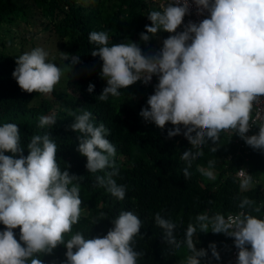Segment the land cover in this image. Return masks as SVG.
<instances>
[{
	"label": "clouds",
	"instance_id": "1",
	"mask_svg": "<svg viewBox=\"0 0 264 264\" xmlns=\"http://www.w3.org/2000/svg\"><path fill=\"white\" fill-rule=\"evenodd\" d=\"M193 2L198 14L207 11L209 17L184 24V17L190 14L189 0H172L161 5L160 11L147 15L151 25H145L140 40L148 42L160 31L172 34L154 54L145 55L135 42L109 46V36L104 31L89 34V42L97 45L91 55L102 60L100 75L107 85L99 100L107 101L109 95L119 97L121 89L138 81L147 86L155 75L158 83L147 100L149 107L142 108L139 115L161 129L171 123L174 127L168 130L167 138L183 135L188 140L191 148L180 157L188 167L203 155L202 147L209 141L216 145L224 131L238 135L254 150H264V124L254 126L259 127L257 133L246 135L251 130L253 103L264 97V0ZM182 25L183 31L177 32ZM61 53L62 59L71 61L70 66L80 62L78 55ZM48 55L37 47L16 58L12 76L21 90L44 95L53 92L63 70L49 62ZM94 88L90 83L87 91L92 93ZM92 119L93 114L85 110L70 126L82 134L77 151L87 158L88 172L112 169L98 176L97 181L112 196L123 200L125 187L113 179L118 175L113 160L116 149L106 138L109 131L105 125L95 126ZM55 123L54 116L39 118L42 129ZM50 137L49 133L33 135L25 157L17 124L0 126V224L5 226L0 231V264H28L29 260L30 264H43L34 254H51L60 244L67 249L64 264H137L143 253L134 250L133 243L142 222L131 211L121 212L112 221L114 227L102 238L85 239L77 232L65 243L64 234L71 232L81 215L80 186L74 183L78 176L67 169L61 171L57 144ZM214 163L209 161L207 169H199L211 180L216 178ZM189 175L185 168V178ZM237 180L241 188L251 184L250 175L244 176L242 182ZM253 203L245 198L240 207ZM196 222L202 232H208L211 226L213 233L234 238L237 264H264V219L238 215L226 220L221 214H200ZM155 223L168 244L187 248L190 255L184 264H201L207 251L196 248L193 237L197 225L189 224L183 240H177L174 222L156 213ZM16 228L20 229L19 241ZM209 247L219 260L215 244Z\"/></svg>",
	"mask_w": 264,
	"mask_h": 264
},
{
	"label": "trees",
	"instance_id": "2",
	"mask_svg": "<svg viewBox=\"0 0 264 264\" xmlns=\"http://www.w3.org/2000/svg\"><path fill=\"white\" fill-rule=\"evenodd\" d=\"M160 11L150 0H0V126L5 123L17 124L21 135L23 155H28L27 144L33 135L49 133L57 144V163L61 171L68 170L78 176L80 186L81 215L69 233L64 234L65 243L77 232L85 239L103 237L114 227V221L121 212L131 211L142 222L140 234L134 237V250L143 253L137 264H184L190 255L185 246L176 248L163 239V230L155 223L156 213L177 225V240H183L189 224L197 225L196 217L207 214L209 217L243 209L244 215L264 219V150H254L247 145L249 153L240 150L231 131L220 133L216 145L209 141L202 147L203 155L192 161L191 167L182 160L185 150L191 148L183 135L167 138V132L174 126L166 124L164 129L152 122H145L139 115L147 105L158 78L154 75L146 86L136 82L120 90L119 97L109 95L107 101L99 100L106 80L100 75L102 60L91 55L97 45L89 42L92 31H104L111 44L137 43L145 55L154 54L156 37L163 38L168 33L160 31L151 36L148 42L140 40L145 25H151L147 15ZM40 30H51L62 41L61 52L69 56L78 55L79 63H63L65 90L54 88L53 99L44 94L27 93L20 89L12 76L16 58L21 55V44L13 47L10 43L19 32L24 41L28 35ZM94 84L92 93L87 91ZM69 90V92H66ZM41 96L38 103H31ZM93 114L95 126L103 123L109 134L106 138L114 145L113 158L118 175L113 179L125 187V198L118 200L101 186L98 176H105L111 168L96 173L86 169L87 158L78 151L81 133L71 130V124L83 111ZM41 116H54L56 123L51 127L40 128ZM255 127L252 135L258 132ZM215 147L217 150L212 151ZM196 151V149H192ZM12 155L11 153H5ZM19 158V154L16 155ZM209 161H214L215 179L201 174L200 168L207 169ZM247 165L252 186L241 188L235 172ZM190 173L184 176V169ZM249 199L251 206L240 207ZM259 208V211L256 209ZM0 224V231L4 230ZM202 232L197 225L193 237L196 248L207 251L201 264H223L228 258L232 237L224 233ZM19 241L20 229H14ZM210 244H215L220 255L212 256ZM250 248V246H249ZM66 247L63 244L53 249L51 254L36 253L43 264H64ZM30 264V260L28 262ZM237 264V257L235 263Z\"/></svg>",
	"mask_w": 264,
	"mask_h": 264
},
{
	"label": "rangeland",
	"instance_id": "3",
	"mask_svg": "<svg viewBox=\"0 0 264 264\" xmlns=\"http://www.w3.org/2000/svg\"><path fill=\"white\" fill-rule=\"evenodd\" d=\"M167 5V4H166ZM42 27H39L37 29V32L32 34V35H28V38L24 41V38H22L21 36H23L21 33L19 32H14L15 34V38L13 39V41L10 43L13 47H19V45L21 44V54L25 53V52H29L34 48H42L44 49L46 52H48V57L47 60L49 62H52L54 64H56L58 67H60L61 69H63L64 65L63 63L59 60V57L62 55L61 51L63 49V44L62 41H60V39L56 36V34H54V32H52L51 30L45 29V30H40ZM168 33V32H167ZM169 35H172L170 33H168L167 37ZM165 37V38H167ZM161 36H157V43L155 45V49H161L162 48V42L165 39ZM158 83V81H157ZM56 90H58L59 92H63L65 90V83H64V75H62L60 82L55 86ZM66 92H69V90H67ZM41 96L35 97L32 100V104L33 103H38L41 99ZM46 99H53L52 94H48L45 95ZM253 182L251 181V184L248 186H252ZM247 187V188H248Z\"/></svg>",
	"mask_w": 264,
	"mask_h": 264
},
{
	"label": "built area",
	"instance_id": "4",
	"mask_svg": "<svg viewBox=\"0 0 264 264\" xmlns=\"http://www.w3.org/2000/svg\"><path fill=\"white\" fill-rule=\"evenodd\" d=\"M153 4H155L160 10H161V5H166L168 3H171L172 0H150ZM190 4V14L186 15L184 17V24H187L189 21L199 23L203 19L209 17V13L207 11H204V13L198 14L197 6L194 4L193 0H189ZM183 31V25L177 29V32ZM252 119L250 120L251 124V130L246 134V135H251L252 130L255 125H261L264 124V97H260L257 102L253 103V108H252ZM236 142L240 150H243L244 153H249V149L247 148V144L243 139H241L239 136L236 137ZM248 166L244 165L240 168L237 169L236 171V177L239 179L240 182H242L244 176H249L248 173ZM244 172V176L241 175V172ZM244 210L240 209L237 210L236 212H230L225 216V219L232 218L234 219L236 216L244 215ZM230 252L228 255V258L223 261V264H234L235 259L238 256V249L234 246V238H232V245L229 248Z\"/></svg>",
	"mask_w": 264,
	"mask_h": 264
},
{
	"label": "crops",
	"instance_id": "5",
	"mask_svg": "<svg viewBox=\"0 0 264 264\" xmlns=\"http://www.w3.org/2000/svg\"><path fill=\"white\" fill-rule=\"evenodd\" d=\"M155 5V4H154ZM156 6V5H155Z\"/></svg>",
	"mask_w": 264,
	"mask_h": 264
}]
</instances>
